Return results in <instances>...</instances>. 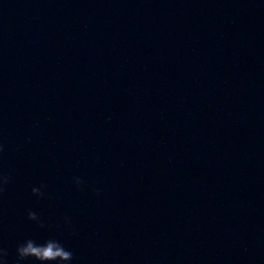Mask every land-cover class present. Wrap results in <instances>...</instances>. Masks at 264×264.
<instances>
[{
	"label": "clouds",
	"instance_id": "1",
	"mask_svg": "<svg viewBox=\"0 0 264 264\" xmlns=\"http://www.w3.org/2000/svg\"><path fill=\"white\" fill-rule=\"evenodd\" d=\"M3 151V146L0 145V152ZM11 180L10 175H0V192H3L2 185H6ZM73 181L77 187L83 184V181L79 177H73ZM45 187L44 185L41 188ZM41 188L33 187L32 193L37 196H43ZM95 191V190H94ZM98 194V193H97ZM28 219L31 221H39V217L35 212H28ZM40 227L44 225L39 224ZM17 262L21 264L22 261L28 259H34L39 264H68L73 259L71 251L65 249V247L55 239L46 240L43 244H37L32 239L25 240L22 244L18 245L16 249ZM7 255V253H3Z\"/></svg>",
	"mask_w": 264,
	"mask_h": 264
}]
</instances>
